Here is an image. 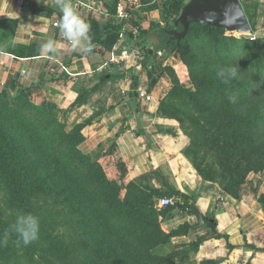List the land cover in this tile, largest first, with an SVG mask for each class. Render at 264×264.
<instances>
[{"label":"crops","instance_id":"1","mask_svg":"<svg viewBox=\"0 0 264 264\" xmlns=\"http://www.w3.org/2000/svg\"><path fill=\"white\" fill-rule=\"evenodd\" d=\"M240 2L252 14L258 7L254 29H259L264 0ZM71 3L88 23L119 26L117 41L96 32L90 53L73 50L54 25L60 20L56 0H0V92L25 89L30 103L53 108L66 132L80 131L79 150L95 159L110 181L128 185L150 172H167L183 202L163 229L170 234L182 224L191 226L188 235L174 234L171 244H188L200 236L197 263L264 264V171L250 173L236 196L223 193L218 183L203 181L197 174L183 154L188 138L177 121L160 111L172 83L166 72L158 78L151 68L159 62L179 73L183 64L177 45L165 51L160 47L167 39L153 37L165 25L159 0L155 6L154 1ZM152 24L161 27L140 45L126 36L137 35V26L147 30ZM49 39L61 46L41 57L39 48ZM186 200L199 209L205 224L197 223L195 213L188 214Z\"/></svg>","mask_w":264,"mask_h":264},{"label":"trees","instance_id":"2","mask_svg":"<svg viewBox=\"0 0 264 264\" xmlns=\"http://www.w3.org/2000/svg\"><path fill=\"white\" fill-rule=\"evenodd\" d=\"M150 1L142 0L144 4ZM164 2L161 11L163 28H173L185 2ZM244 10L254 29L256 10L253 14L250 7L245 6ZM89 25L91 40L98 32L111 35L116 42L122 33L121 28L115 25L104 27L93 20ZM160 27V24H152L143 30L137 26V35L127 33L126 36L140 45V40ZM222 33L226 31L208 25L194 26L177 43L181 60L182 46L191 37L203 39ZM250 42L264 46L261 40ZM151 69L158 78L173 71L163 68L159 62H155ZM205 90V93L190 92L195 99L198 95L203 96L202 100V96L198 97L200 106H196V110L203 114L199 122L205 125L193 134L190 148L194 154L199 153V157L197 161L191 158V162L203 181L218 183L223 193L236 196L250 173L264 170L262 86L259 82L253 85L239 80L225 83L222 79ZM11 91L0 92V237L15 221L14 211L39 217L40 233L39 239L28 246L17 244V237L11 235L7 245H0V264H182L183 260L177 261L175 256L160 258L152 252L154 248L167 244L173 236L161 230L157 220L159 212L154 203L144 205L141 208L144 213L141 212L139 217L149 220L148 225L158 223L161 241L146 243L142 240L143 232L136 226L138 213L128 210L122 214L120 207L123 201L118 195H111L108 201H98L101 188L118 183L122 189L126 187L121 181L108 180L104 171L102 180L91 177L101 168L95 159L79 150L80 131L66 132L58 121L57 112L47 105L30 103L25 89L12 88ZM171 97L169 91L160 107L162 115L168 118L171 115L166 108ZM231 97H236L235 103ZM188 112L186 110L177 116L198 123ZM201 154L204 155L201 157ZM209 158L211 162H207ZM144 197L149 198L147 194ZM60 216L66 229H73L71 233H56L54 220ZM191 264L216 262L209 260Z\"/></svg>","mask_w":264,"mask_h":264},{"label":"rangeland","instance_id":"3","mask_svg":"<svg viewBox=\"0 0 264 264\" xmlns=\"http://www.w3.org/2000/svg\"><path fill=\"white\" fill-rule=\"evenodd\" d=\"M120 1L136 4L143 3L142 0H117L118 3ZM152 1H154L153 6H155L156 0H151L150 2ZM164 1L166 0H159V3L157 4L160 12L162 11L165 3ZM182 1L186 4L189 0ZM182 64L183 65L179 73L175 71L168 73L169 79L172 83L170 88L172 97L171 102L167 103L168 106L166 109L171 115L169 118L177 121L178 127L189 140V146L184 149L183 154L192 165L191 158L197 161L199 157V153L194 154V150L190 148L193 141L192 137L197 130L199 131L205 125L199 122L201 121L203 114H199L196 110V106H200L198 97L202 95H198L195 99L192 95H190V92L197 90L200 93H205L206 87H212L218 80L223 79L218 76V73L222 68L231 67L235 64L236 66L239 65L242 72H239L238 78L233 79L232 81L236 82L239 80L250 85H253L255 82H259L262 86L260 98L264 100V46L259 43H251L246 34L237 35L226 32L213 36H207L203 39L191 37L189 42L182 46ZM202 99L203 96L200 100ZM186 110L190 111L188 112L190 113L189 115L191 117H195L198 123H193L191 120L183 116H177V114L181 115L183 112H186ZM172 116L173 118H171ZM203 155L204 154H201V157ZM200 162L201 160L199 158V163ZM207 162H211V159H207ZM100 168L101 169H98V172H93L91 177L102 180L103 169L101 166ZM194 170L196 171L195 168ZM168 176L169 174H167L164 170L150 172L133 180L128 185L122 183L127 190L120 187L121 183L112 187L105 186L99 190L100 193L97 195V199H99L98 201L103 202L108 201L110 196L113 194L118 195L121 201H123L122 206L120 207V212H122V214L125 215L128 210L129 212L134 210L138 213L136 217V226L139 228L140 232H143L142 234L144 235V238L142 240L146 243L154 240H156V242H160L161 236H159V229L157 226L158 223L148 225L149 220H142L141 217H139V214L141 212L144 213V210L141 209L144 205L154 203L155 209L159 212L157 220L161 230L165 232L163 229V225H165L164 222H166L169 218H173V211L183 202V199L179 200L180 193ZM144 194H147L149 198L146 199ZM163 198L172 199L174 201V205L169 208L160 207L159 203ZM262 202H264V197L262 198ZM184 203L188 207V214L193 215V206L191 205V201L186 200ZM17 214L18 212H13V215ZM57 219L54 220L57 234L61 233V235H66L67 233H71L73 231L72 228L69 230L66 229L61 216ZM189 228H191V226L188 224H182L171 233L178 236L188 235ZM125 232L128 233L127 230H125ZM150 236L152 239H150ZM201 239L202 238L200 236H197V238L191 243L176 245H172L170 239L167 244L154 248L152 252L160 258L165 256H175L174 259L177 261L181 259L183 260L182 264L195 263V250Z\"/></svg>","mask_w":264,"mask_h":264},{"label":"clouds","instance_id":"4","mask_svg":"<svg viewBox=\"0 0 264 264\" xmlns=\"http://www.w3.org/2000/svg\"><path fill=\"white\" fill-rule=\"evenodd\" d=\"M56 6L60 11L59 29L64 40L71 45L73 50L80 49L84 53H90L95 46L89 36V23L75 11L71 0H56ZM60 46L59 41L49 39L40 46L39 54L41 57H45L49 53H56ZM239 72H242L239 65L225 67L219 71L218 76L222 77L224 82L227 83L237 79ZM230 99L233 103L236 102V97ZM39 233V217L32 213H18L10 229L6 230L3 236L0 237V245H7L10 236L14 234L17 237V244L28 246L39 239Z\"/></svg>","mask_w":264,"mask_h":264},{"label":"water","instance_id":"5","mask_svg":"<svg viewBox=\"0 0 264 264\" xmlns=\"http://www.w3.org/2000/svg\"><path fill=\"white\" fill-rule=\"evenodd\" d=\"M196 25L223 29L229 34L248 35L252 28L240 0H189L174 21L173 28H160L154 39L165 37L167 43L160 47L169 51L183 40ZM198 224H205L197 207L193 209Z\"/></svg>","mask_w":264,"mask_h":264},{"label":"built area","instance_id":"6","mask_svg":"<svg viewBox=\"0 0 264 264\" xmlns=\"http://www.w3.org/2000/svg\"><path fill=\"white\" fill-rule=\"evenodd\" d=\"M56 27L59 25L58 23L54 24ZM248 39L250 41H258L261 40L264 43V17L261 23V26L259 29H252L251 32L247 35ZM146 97V99L148 101L151 100V97L148 95H143ZM160 207H171L174 205V201L172 199L169 198H163L160 203H159Z\"/></svg>","mask_w":264,"mask_h":264}]
</instances>
